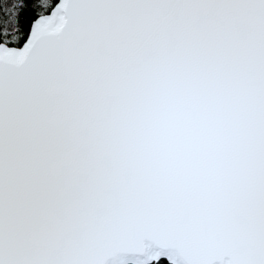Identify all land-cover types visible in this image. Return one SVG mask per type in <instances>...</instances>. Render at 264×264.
<instances>
[{
  "label": "snow or ice",
  "instance_id": "6c2138e0",
  "mask_svg": "<svg viewBox=\"0 0 264 264\" xmlns=\"http://www.w3.org/2000/svg\"><path fill=\"white\" fill-rule=\"evenodd\" d=\"M0 264H264V0H0Z\"/></svg>",
  "mask_w": 264,
  "mask_h": 264
}]
</instances>
